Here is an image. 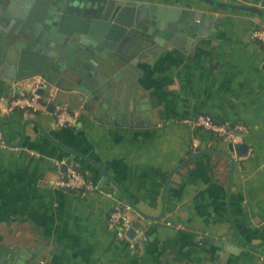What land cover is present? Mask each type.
<instances>
[{
	"label": "crops",
	"instance_id": "obj_1",
	"mask_svg": "<svg viewBox=\"0 0 264 264\" xmlns=\"http://www.w3.org/2000/svg\"><path fill=\"white\" fill-rule=\"evenodd\" d=\"M146 1L215 17L195 42L162 38L123 67L129 82L109 105L132 106L128 120H99L85 109V100L72 97L76 92L45 82L50 101L81 111L78 125L53 126L50 109L0 111V130L9 143L0 146L4 258L12 248L43 245L37 264H264V48L250 36L261 20L200 0ZM221 1L261 6L263 0ZM149 20L148 31L154 24ZM3 34L0 52L7 47ZM63 54L90 79L88 57L78 49ZM96 65L111 69L108 59ZM35 75L7 86L0 77V99L28 88ZM201 112L247 124L244 141L251 153L236 160L226 141L182 121ZM62 157L104 192L52 186L65 169L57 166ZM116 200L130 205L133 222L146 235L135 250L107 225Z\"/></svg>",
	"mask_w": 264,
	"mask_h": 264
},
{
	"label": "water",
	"instance_id": "obj_2",
	"mask_svg": "<svg viewBox=\"0 0 264 264\" xmlns=\"http://www.w3.org/2000/svg\"><path fill=\"white\" fill-rule=\"evenodd\" d=\"M200 1L250 13L264 23V1L261 6L221 0ZM214 17L213 13L176 6L172 2L0 0V22L7 25L5 29L0 26V33L4 31L1 38L7 46L0 52V77L7 86L32 74H40L45 83L76 92L72 97L85 100V109L93 111L95 118L124 123L131 116L132 106L126 109L109 105L112 94L129 82L130 75L123 67L132 66L136 58L161 43L162 38L174 43L179 39L185 45L195 42L211 29ZM149 18L154 19L150 31L144 24ZM70 49H78L83 57H88L92 65L89 80L66 60L63 52ZM101 59H108L111 69L96 65ZM28 63L32 65L27 67ZM38 91L44 93L45 89L40 87ZM56 103L50 101L49 109L52 110ZM228 147L242 153L248 144L246 141L228 143ZM228 157L233 161L230 154ZM127 232L133 235L134 229L129 228ZM229 245L228 250L234 251L235 244ZM1 247L0 264H37L46 250L43 245L12 248L14 253L4 258L7 253Z\"/></svg>",
	"mask_w": 264,
	"mask_h": 264
},
{
	"label": "built area",
	"instance_id": "obj_3",
	"mask_svg": "<svg viewBox=\"0 0 264 264\" xmlns=\"http://www.w3.org/2000/svg\"><path fill=\"white\" fill-rule=\"evenodd\" d=\"M250 36L258 40L264 48L263 23H257V25L253 26L250 30ZM44 82L42 76L36 74L28 88L19 87L17 92L7 100L0 99V111L5 113L13 112L16 109H28L32 112L49 111V97L38 91V88L43 87ZM51 112L53 114L52 123L55 127L76 126L80 122L81 111L78 108H71L65 101L56 103ZM182 121L191 127L204 129L231 144L244 141V136L249 130L248 125L242 121L232 123L220 122L205 112L183 117ZM8 145L9 143L5 140L0 130V146ZM251 151V147H247L245 152H236L234 158L236 160H243ZM62 164L65 165V169L58 171V176L50 181L52 186L79 192L91 190L103 191L99 184L90 180L82 170L78 169L74 164L69 163L66 158L62 157L57 161L58 167ZM106 193L111 195L110 192ZM130 209L131 207L127 202L116 200L108 213L107 225L115 236L127 239L130 249L135 250L138 240H145L146 235L133 222L129 213ZM129 228L134 229L133 235L128 234Z\"/></svg>",
	"mask_w": 264,
	"mask_h": 264
}]
</instances>
